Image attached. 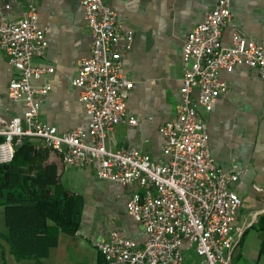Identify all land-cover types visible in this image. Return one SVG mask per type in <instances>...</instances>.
Returning a JSON list of instances; mask_svg holds the SVG:
<instances>
[{
    "label": "built area",
    "instance_id": "1",
    "mask_svg": "<svg viewBox=\"0 0 264 264\" xmlns=\"http://www.w3.org/2000/svg\"><path fill=\"white\" fill-rule=\"evenodd\" d=\"M78 1L91 44L70 84L79 89L88 126L60 131L40 118L50 87L36 82L54 68L33 63L45 57L48 41L37 25L36 5L29 4L20 18L0 22V50L14 71L7 95L22 106L19 115L0 116V164L13 160L23 136H34L66 165L96 162L97 178L135 185L126 212L143 227L145 239L111 230L97 244L107 264H232L243 235L235 224L242 198L232 184L245 169L225 170L216 162L201 110L211 111L228 90L220 71L247 66L264 79V44L233 33L231 45H223V31L233 22L232 0H216L205 11L184 36L179 100L173 118L158 126L164 159L154 160L135 146L114 145L116 127L136 123L126 110L133 83L122 72L133 31L104 0Z\"/></svg>",
    "mask_w": 264,
    "mask_h": 264
},
{
    "label": "crops",
    "instance_id": "2",
    "mask_svg": "<svg viewBox=\"0 0 264 264\" xmlns=\"http://www.w3.org/2000/svg\"><path fill=\"white\" fill-rule=\"evenodd\" d=\"M104 2L117 13L121 24L133 31L132 48L122 58V72L133 83L126 110L136 123L119 124L114 145L135 146L154 160H162L158 126L175 114L184 36L202 21L205 11L216 0ZM32 3L37 7V25L48 41L44 59L37 57L33 63L54 68L36 82L50 87L41 105L40 118L60 131L86 129L89 117L78 101L79 89L70 84V77L75 74L80 59L88 56L91 44L79 1L0 0V22L20 18ZM232 12L233 22L222 34L223 45H231L233 33L264 44V0H232ZM41 59L42 62L36 61ZM13 73L0 50V116L4 118L22 112V106L7 95ZM219 75L227 82L228 90L211 111L201 110V114L207 123L209 148L216 162L225 170L245 169L232 184V189L242 198L235 224L243 228L242 243L234 248L232 259L234 264H264V254L260 252L264 236V79L256 69L247 66L230 73L220 71ZM234 133L238 142H245L239 152L232 150L230 137ZM50 159L57 163L62 184L79 193L83 204L77 231L59 233L57 245L50 247L48 254L40 259L42 264H97V244L111 230L143 242L142 226L126 212V202L135 185L97 178L96 162L82 167L69 165L75 168V176L64 180L66 164L57 154L51 153ZM135 223L142 228L141 239L132 226ZM5 231V209L0 206V233ZM0 244L5 250L6 264H35L29 259L15 260L5 241L0 239ZM0 264H4L1 249Z\"/></svg>",
    "mask_w": 264,
    "mask_h": 264
},
{
    "label": "trees",
    "instance_id": "3",
    "mask_svg": "<svg viewBox=\"0 0 264 264\" xmlns=\"http://www.w3.org/2000/svg\"><path fill=\"white\" fill-rule=\"evenodd\" d=\"M51 153L57 154L43 139L23 136L15 145L13 160L0 164V206L6 223L0 239L18 261L42 264L40 259L57 245L59 233L74 234L80 223L82 197L62 184ZM242 240L243 235L237 247ZM0 249L6 264L1 244ZM260 252L264 254V236ZM97 264H107L100 253Z\"/></svg>",
    "mask_w": 264,
    "mask_h": 264
},
{
    "label": "rangeland",
    "instance_id": "4",
    "mask_svg": "<svg viewBox=\"0 0 264 264\" xmlns=\"http://www.w3.org/2000/svg\"><path fill=\"white\" fill-rule=\"evenodd\" d=\"M44 59V58H43ZM43 59H41V60H36L37 62H39V61H43ZM225 131H226V128H223ZM223 130H221V132H222ZM238 132V131H237ZM236 133H234L233 134V136L232 137H230V141H231V146H232V150H236V151H240L241 149H244V144H245V142L244 141H242V142H238L239 140H238V137H235L234 135H235ZM116 135V134H115ZM231 146H229V148L231 147ZM211 151V150H210ZM66 168H67V171L62 175V178H64V180H65V178L67 177V176H69V177H72V178H74V176H75V168H73L72 166H69V165H66L65 166ZM132 226H134L135 227V232H137L138 234H139V239H141V237L143 236L142 234V228L140 229V227H139V225L137 224V223H135V224H133ZM137 226V227H136ZM144 231V230H143ZM144 235H145V232H144ZM135 241H136V239H135ZM137 241H139V240H137ZM236 255H237V253H236ZM193 257H195V255L193 256ZM190 262H191V259H189V261L187 262L188 264H190ZM232 264H234L233 263V259H232Z\"/></svg>",
    "mask_w": 264,
    "mask_h": 264
}]
</instances>
